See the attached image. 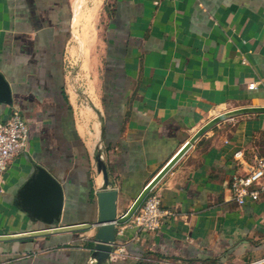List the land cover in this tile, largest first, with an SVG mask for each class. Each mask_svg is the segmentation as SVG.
<instances>
[{
  "label": "crops",
  "instance_id": "obj_1",
  "mask_svg": "<svg viewBox=\"0 0 264 264\" xmlns=\"http://www.w3.org/2000/svg\"><path fill=\"white\" fill-rule=\"evenodd\" d=\"M89 3L0 0V76L11 96L0 102V123L18 109L29 128L25 150L0 181V235L45 228L18 199L35 165L63 187L60 225L95 222L96 192L104 188L94 161L100 147L123 215L207 122L264 106V0H94L103 36L87 55L75 47L74 35ZM78 52L91 64L85 104L67 73ZM263 155L264 114L214 127L153 192L175 216L137 236L128 223L119 226L115 251L125 245L126 253L112 264L264 258V194L239 206L230 189ZM95 229L0 243V264H88Z\"/></svg>",
  "mask_w": 264,
  "mask_h": 264
},
{
  "label": "water",
  "instance_id": "obj_2",
  "mask_svg": "<svg viewBox=\"0 0 264 264\" xmlns=\"http://www.w3.org/2000/svg\"><path fill=\"white\" fill-rule=\"evenodd\" d=\"M0 102H11L9 85L2 76H0ZM262 114H264V106H248L219 114L211 119L192 136L151 182L145 186L123 215L118 214L119 191L112 187L103 151L100 147L97 148L94 161L98 173L103 175L104 188L96 192L98 217L95 222L60 225L64 209L63 187L48 170L40 165H35V172L19 191L18 199L21 207L29 214V217L44 224L45 228L18 234L0 235V243L27 242L37 238L79 234L91 231L96 227L88 264H112V256L117 243L118 227L127 224L133 218L146 198L154 192L160 182L172 171L192 146L210 130L226 120ZM101 130L103 139V122Z\"/></svg>",
  "mask_w": 264,
  "mask_h": 264
},
{
  "label": "built area",
  "instance_id": "obj_3",
  "mask_svg": "<svg viewBox=\"0 0 264 264\" xmlns=\"http://www.w3.org/2000/svg\"><path fill=\"white\" fill-rule=\"evenodd\" d=\"M249 88L255 89L256 84H250ZM28 138L29 128L26 121L18 109H13L9 118L0 123V181L13 158L25 150ZM263 179L264 155L258 158L254 169L248 175L233 179L230 187L233 200L239 206L259 201L264 194V186L260 185ZM255 186L259 188L256 189ZM174 216L172 210L163 207L162 199L157 194L151 193L128 224L136 229L137 236L160 230L162 225ZM125 253L126 246L121 245L117 251H114L112 260ZM249 264H264V258Z\"/></svg>",
  "mask_w": 264,
  "mask_h": 264
},
{
  "label": "rangeland",
  "instance_id": "obj_4",
  "mask_svg": "<svg viewBox=\"0 0 264 264\" xmlns=\"http://www.w3.org/2000/svg\"><path fill=\"white\" fill-rule=\"evenodd\" d=\"M90 12L88 18L78 26L77 33L74 35V45L79 50L82 46L83 52L89 55V52L92 51L95 38L100 36L102 38V23L100 22V11L94 9L92 1L89 0ZM88 35V36H87ZM96 46V45H95ZM99 51L102 50L101 47L98 48ZM97 48H93V52H96ZM95 56V55H93ZM89 59H84L83 56L78 52L75 58L68 60L67 73L70 84L75 89L76 93L80 96L81 103H87L84 92L88 89V80L90 78L89 71L91 65Z\"/></svg>",
  "mask_w": 264,
  "mask_h": 264
},
{
  "label": "trees",
  "instance_id": "obj_5",
  "mask_svg": "<svg viewBox=\"0 0 264 264\" xmlns=\"http://www.w3.org/2000/svg\"><path fill=\"white\" fill-rule=\"evenodd\" d=\"M88 246H89V248H92L93 245H92V243H89Z\"/></svg>",
  "mask_w": 264,
  "mask_h": 264
},
{
  "label": "bare ground",
  "instance_id": "obj_6",
  "mask_svg": "<svg viewBox=\"0 0 264 264\" xmlns=\"http://www.w3.org/2000/svg\"><path fill=\"white\" fill-rule=\"evenodd\" d=\"M92 3H94V0H92ZM95 6V5H94ZM88 36V35H87Z\"/></svg>",
  "mask_w": 264,
  "mask_h": 264
}]
</instances>
